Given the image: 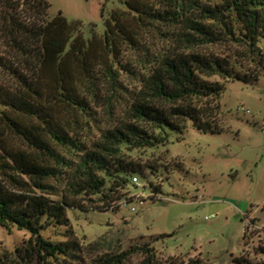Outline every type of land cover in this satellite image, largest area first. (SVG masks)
I'll return each instance as SVG.
<instances>
[{
  "label": "trees",
  "instance_id": "16d2710c",
  "mask_svg": "<svg viewBox=\"0 0 264 264\" xmlns=\"http://www.w3.org/2000/svg\"><path fill=\"white\" fill-rule=\"evenodd\" d=\"M119 3L86 38L49 0H0V226L28 235L23 260L69 264L80 244L68 211H119L136 175L155 201L162 190L131 153L189 126L219 133L225 84L264 73V0Z\"/></svg>",
  "mask_w": 264,
  "mask_h": 264
},
{
  "label": "rangeland",
  "instance_id": "374dc122",
  "mask_svg": "<svg viewBox=\"0 0 264 264\" xmlns=\"http://www.w3.org/2000/svg\"><path fill=\"white\" fill-rule=\"evenodd\" d=\"M49 2L51 18L61 12L82 21L86 38L91 25L103 33L107 13L121 6L110 0L103 15L100 0ZM220 103L219 133L189 126L183 134L171 131L165 146L131 153L161 188L155 201L138 176L141 184L129 190L132 202L119 211H68L80 244L66 258L69 264H99L105 255L135 246L151 251L133 253L125 264H236L239 257L264 262L257 253L264 246V73L253 84L226 83ZM46 236L65 240L53 231ZM27 237L0 226V264H35L16 253Z\"/></svg>",
  "mask_w": 264,
  "mask_h": 264
},
{
  "label": "built area",
  "instance_id": "2783aa9c",
  "mask_svg": "<svg viewBox=\"0 0 264 264\" xmlns=\"http://www.w3.org/2000/svg\"><path fill=\"white\" fill-rule=\"evenodd\" d=\"M139 179H140V178H139L138 176H134L133 179H132V180H133V183H134V184H137V185H140L141 183H140ZM121 205H122V206H127V201H123V202L121 203ZM132 210H133V211H136V208L133 207Z\"/></svg>",
  "mask_w": 264,
  "mask_h": 264
}]
</instances>
